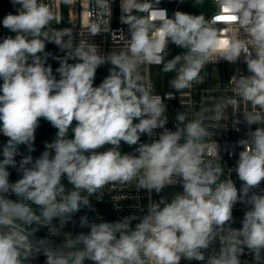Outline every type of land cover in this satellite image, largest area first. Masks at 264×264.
<instances>
[{"label":"clouds","instance_id":"clouds-1","mask_svg":"<svg viewBox=\"0 0 264 264\" xmlns=\"http://www.w3.org/2000/svg\"><path fill=\"white\" fill-rule=\"evenodd\" d=\"M12 3L20 6L17 14L6 15L2 23L15 36L0 41V134L8 138L0 151V264H31L40 253L46 264H85L86 259L93 264H180L182 258L247 264L240 259L245 249L254 264H264V189L255 191L264 182V0H217L219 13L211 20L179 10L169 18L158 7L160 0H120L127 49L107 54L87 41L75 43L71 28H54L60 18L42 0ZM96 4L111 17L110 0ZM221 16L231 18L237 35L222 36L216 27ZM89 30L95 36L108 28L93 23ZM46 42L64 53L53 57L59 62V79L47 64L51 53L45 51ZM169 42L186 52L165 60ZM241 58L248 74L234 75L233 94L212 109L213 119L220 121L228 107L251 105L242 110L249 130L238 141L243 150L235 164L242 182L237 189L220 165L204 159L210 133L202 118L185 123L186 114L179 112L176 130L167 129V106L143 83L139 68L163 64V72L176 73L170 85L180 91L204 82L200 73L207 63ZM105 64L112 66L109 75L94 87L96 71ZM41 118L57 129L56 136L35 160L24 155L17 168L19 147L34 151ZM252 125L258 127L252 130ZM156 129L163 130L158 138L140 142L143 134L154 137ZM121 142L138 146L134 153H124ZM106 145L110 147L99 151ZM9 167L22 177L10 182ZM64 177L71 188L62 183ZM134 180L137 190L149 193L177 184L183 192L170 201L150 199L142 218L89 222L81 216L88 233H63L75 213L92 209L90 197L104 186ZM13 194L17 199L9 198ZM238 202L247 210L242 227L234 229ZM133 220H138L134 228ZM40 228L50 237L63 235V242L56 247L48 238L34 242ZM217 240L219 251L206 257Z\"/></svg>","mask_w":264,"mask_h":264},{"label":"built area","instance_id":"built-area-1","mask_svg":"<svg viewBox=\"0 0 264 264\" xmlns=\"http://www.w3.org/2000/svg\"><path fill=\"white\" fill-rule=\"evenodd\" d=\"M42 2L49 5L60 18V22L57 23L54 21L52 26L54 28H71L73 30L75 43H78L79 40H84L95 44L99 47L102 54H107L111 51L119 52L127 49L128 26L120 21V0H110L111 17L101 12L96 4V0H72L71 4H65L63 0H42ZM181 2L182 0H160L158 7L166 9L169 18H172L173 13L177 11ZM214 4V10L208 20H211L219 13L217 0H214ZM19 7L18 5L17 9ZM137 14L143 15V13ZM105 21H110V25L105 24ZM93 23L100 26L101 29L107 27L108 31L92 36L89 29ZM216 27L220 29L224 38H227L229 34L237 35L239 33V29L234 27L233 22L229 19H219ZM1 30L2 28L0 26V32ZM121 33L124 35L122 36ZM52 45L60 50L54 43H52ZM111 67L110 64H105L97 69L94 87L99 86L103 79L109 75V69ZM162 68L163 64H145L139 68V72L143 77V83L152 89L153 94L160 95L167 106L166 115L168 117V123L165 127L172 131L176 130L177 122L175 117L179 112L186 114L187 119L185 123L196 118H202V123L210 133V135L205 138L206 153L204 159L206 161H211L215 165H220L223 168L224 177L231 176L237 189H239L242 182L235 173V164L239 152L243 149L239 146L238 141L246 139V134L249 130L248 126L243 123L242 110L250 109L251 105L241 102L239 110L228 107L220 121L213 119L215 113L212 109L217 101L227 95L233 94L235 85L230 80L234 75L239 76L241 74H248L247 66L243 62V59L241 58L237 63H230L223 59H220L217 63H207L200 73L204 82L180 91H177L170 85V81L175 78L176 74L172 79H168L166 73L162 71ZM53 74L59 79V74L56 71H53ZM236 119L240 120L241 123L236 124ZM72 126H75V121ZM181 127H183V125H181ZM256 127H258V125H252L251 129L255 130ZM154 131L156 133L154 137H148L146 134L141 135L140 142L150 143L152 139L158 138L163 130L156 129ZM56 132L57 129L41 118L40 126L35 133L34 151L29 153L27 147L21 145L19 147L20 155L15 157L17 168L19 167V161L24 155H31L34 160L38 158L41 153L46 150L45 144L51 143L54 140ZM69 137H72L71 132L69 133ZM7 139V137L0 134V151H2V146L7 142ZM137 146L129 147L121 142L120 150L124 153H134ZM17 168H8L10 172V182H15L22 177V173H19ZM224 177H222V179ZM62 183L65 184L66 188H71L66 177L62 178ZM135 184L136 181L134 180L129 184H120L116 182L104 186L95 195L90 197L92 209L83 207L79 212L75 213L72 220L63 228V233H71L73 237L80 233H88L90 229L87 226L81 227L80 225L81 216H87L89 222H115L130 216L142 218L147 213V205L150 199L152 201L159 200L155 197V191L149 193L144 189L137 190ZM166 187L180 188L183 192L182 185L180 184ZM261 189H264V182H262L260 188L255 191L260 193ZM9 198L13 200L17 199L14 194L10 195ZM33 207L35 208L36 206L33 205ZM246 210V206L242 203L238 202L234 205L233 221L231 223L232 228L239 229L242 227L241 221ZM137 222L138 220H133L131 227L134 228ZM54 223H57V221H54ZM41 238L50 239L53 242V247L60 245L64 240L63 235L50 237L46 228H40L39 231L35 233L34 242ZM220 246V242L217 240L205 251L206 257L213 249L218 252ZM240 259L242 262L246 261L247 264H254L252 254L248 253L246 249L245 254L242 255ZM31 264H46V256L43 253L38 254L35 259L31 261ZM85 264H93V262L86 259ZM180 264H206V262L195 260L188 261L182 258Z\"/></svg>","mask_w":264,"mask_h":264},{"label":"trees","instance_id":"trees-1","mask_svg":"<svg viewBox=\"0 0 264 264\" xmlns=\"http://www.w3.org/2000/svg\"><path fill=\"white\" fill-rule=\"evenodd\" d=\"M214 0H203V2L199 5L195 4V0H182L177 10L182 11L191 15H200L202 14L206 20L210 17L214 10ZM18 5H14L12 0H0V26L2 28L0 32V41L7 36H15V33L11 32L9 29L3 26V19L8 14H16ZM45 51L51 53V56L47 59V64L51 65L53 71L59 67V62L53 57L63 56L64 53L60 50L56 49L52 43L46 42ZM168 55L166 56V60H170L176 55L182 54L186 52V49L180 48L175 44L171 43L168 47ZM69 63H75V61H69ZM175 72L166 73L168 79H172L175 76ZM1 83V81H0Z\"/></svg>","mask_w":264,"mask_h":264},{"label":"rangeland","instance_id":"rangeland-1","mask_svg":"<svg viewBox=\"0 0 264 264\" xmlns=\"http://www.w3.org/2000/svg\"><path fill=\"white\" fill-rule=\"evenodd\" d=\"M108 147L110 146L106 145L104 148L99 149V151H104ZM177 193H182L180 188L165 187L159 194H157L156 192L154 194H155L156 199L158 200H160L163 197L166 200L170 201Z\"/></svg>","mask_w":264,"mask_h":264},{"label":"snow or ice","instance_id":"snow-or-ice-1","mask_svg":"<svg viewBox=\"0 0 264 264\" xmlns=\"http://www.w3.org/2000/svg\"><path fill=\"white\" fill-rule=\"evenodd\" d=\"M217 19L219 20V19H231V18L218 17Z\"/></svg>","mask_w":264,"mask_h":264}]
</instances>
